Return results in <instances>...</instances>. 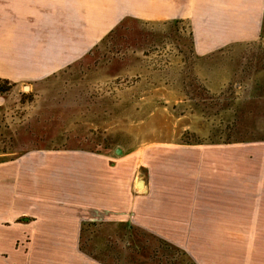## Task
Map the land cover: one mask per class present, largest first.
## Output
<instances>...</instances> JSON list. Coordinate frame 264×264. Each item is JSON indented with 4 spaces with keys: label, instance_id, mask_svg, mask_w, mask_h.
Wrapping results in <instances>:
<instances>
[{
    "label": "rangeland",
    "instance_id": "1",
    "mask_svg": "<svg viewBox=\"0 0 264 264\" xmlns=\"http://www.w3.org/2000/svg\"><path fill=\"white\" fill-rule=\"evenodd\" d=\"M62 146L123 156L142 192L149 179L148 156L156 149L189 152L185 160L190 162L201 160L203 152L210 162L213 152L245 150L259 166L264 17L258 37L208 55L194 52L186 20L125 18L83 56L44 78L0 80V160ZM190 164L197 168H189V183L205 193L190 200L213 202L216 196L207 189L216 171L206 166L200 172ZM253 182L255 202L259 172H253ZM12 220H4L1 228L14 231L26 218ZM205 234L210 237L180 245L130 222L92 221L81 226L78 244L104 264H264V238ZM29 241L14 238L16 250L1 252L0 264L30 261Z\"/></svg>",
    "mask_w": 264,
    "mask_h": 264
},
{
    "label": "crops",
    "instance_id": "2",
    "mask_svg": "<svg viewBox=\"0 0 264 264\" xmlns=\"http://www.w3.org/2000/svg\"><path fill=\"white\" fill-rule=\"evenodd\" d=\"M263 17L264 0H0V78H44L83 56L125 18L186 20L194 52L208 55L258 37ZM189 155L152 151L143 192L133 165L105 151L36 148L0 160V253L15 251L13 239L27 236L32 259L20 264H104L78 244L82 224L92 221L130 222L180 245L210 237L206 232L264 238V151L259 166L245 150L213 152L210 162L204 152L194 162L185 160ZM190 163L200 172L206 166L216 171L207 189L213 202L190 200L205 194L189 183V168H197ZM254 171L260 173L255 202ZM18 216L26 220L14 231L1 228Z\"/></svg>",
    "mask_w": 264,
    "mask_h": 264
},
{
    "label": "trees",
    "instance_id": "3",
    "mask_svg": "<svg viewBox=\"0 0 264 264\" xmlns=\"http://www.w3.org/2000/svg\"><path fill=\"white\" fill-rule=\"evenodd\" d=\"M0 80H7L8 82H10V80L5 79V78H0ZM84 224H87V223H83L82 225H84Z\"/></svg>",
    "mask_w": 264,
    "mask_h": 264
},
{
    "label": "water",
    "instance_id": "4",
    "mask_svg": "<svg viewBox=\"0 0 264 264\" xmlns=\"http://www.w3.org/2000/svg\"><path fill=\"white\" fill-rule=\"evenodd\" d=\"M118 151H119V149H118Z\"/></svg>",
    "mask_w": 264,
    "mask_h": 264
}]
</instances>
